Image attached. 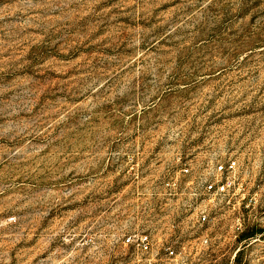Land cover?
<instances>
[{
    "label": "rangeland",
    "instance_id": "obj_1",
    "mask_svg": "<svg viewBox=\"0 0 264 264\" xmlns=\"http://www.w3.org/2000/svg\"><path fill=\"white\" fill-rule=\"evenodd\" d=\"M135 230L264 264V0H0V264H150Z\"/></svg>",
    "mask_w": 264,
    "mask_h": 264
},
{
    "label": "built area",
    "instance_id": "obj_2",
    "mask_svg": "<svg viewBox=\"0 0 264 264\" xmlns=\"http://www.w3.org/2000/svg\"><path fill=\"white\" fill-rule=\"evenodd\" d=\"M235 165V161H230L228 166L221 164L217 166L216 172L218 174L228 172L229 169H234ZM188 171V169H185V172ZM203 184L204 191L193 194V199L200 201V204L196 202L190 207V211H192L194 215L195 223L201 226L210 222L211 208H209V205L216 204L218 200H221L224 196H228L230 181L228 179L223 180L218 177L214 181H205ZM154 243L160 242L155 241L152 233L147 230L132 231L128 233L124 239V244L129 246L138 258L140 257L142 260L149 261L150 264L157 260L154 257H151ZM163 243H179V241H168ZM188 243H196V241ZM200 245L205 246V248H209L210 243L208 237H204ZM165 257L169 264H202L206 259L204 258L203 252L200 250H197L194 255H187L177 252L171 245L166 247Z\"/></svg>",
    "mask_w": 264,
    "mask_h": 264
}]
</instances>
